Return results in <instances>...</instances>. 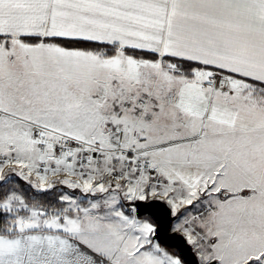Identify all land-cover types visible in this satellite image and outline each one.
<instances>
[{
	"label": "snow or ice",
	"instance_id": "snow-or-ice-1",
	"mask_svg": "<svg viewBox=\"0 0 264 264\" xmlns=\"http://www.w3.org/2000/svg\"><path fill=\"white\" fill-rule=\"evenodd\" d=\"M145 212L264 264V0H0V264H185Z\"/></svg>",
	"mask_w": 264,
	"mask_h": 264
},
{
	"label": "water",
	"instance_id": "water-1",
	"mask_svg": "<svg viewBox=\"0 0 264 264\" xmlns=\"http://www.w3.org/2000/svg\"><path fill=\"white\" fill-rule=\"evenodd\" d=\"M162 207L165 209L167 208L166 205H162ZM143 215H149L155 221L159 243L176 249L185 264H197V258L190 246L186 244L179 233H175L171 230L172 222L175 219L174 217L169 214L166 217L161 216L157 219V217L151 216L148 212L143 213Z\"/></svg>",
	"mask_w": 264,
	"mask_h": 264
},
{
	"label": "rangeland",
	"instance_id": "rangeland-1",
	"mask_svg": "<svg viewBox=\"0 0 264 264\" xmlns=\"http://www.w3.org/2000/svg\"><path fill=\"white\" fill-rule=\"evenodd\" d=\"M144 217L147 218V216H144ZM175 222H176V221L174 220L173 223H172V225H173ZM171 228H172V227H171ZM160 245H161V247L165 248L167 251H171V252H173V253H175V254H178V253L174 252V250H173L172 248H169V247H167V246H165V245H162L161 243H160Z\"/></svg>",
	"mask_w": 264,
	"mask_h": 264
},
{
	"label": "trees",
	"instance_id": "trees-1",
	"mask_svg": "<svg viewBox=\"0 0 264 264\" xmlns=\"http://www.w3.org/2000/svg\"><path fill=\"white\" fill-rule=\"evenodd\" d=\"M147 218H149V219H151L152 220V222H154V220L150 217V216H148L147 215ZM177 253H178V251L177 250H175Z\"/></svg>",
	"mask_w": 264,
	"mask_h": 264
},
{
	"label": "crops",
	"instance_id": "crops-1",
	"mask_svg": "<svg viewBox=\"0 0 264 264\" xmlns=\"http://www.w3.org/2000/svg\"><path fill=\"white\" fill-rule=\"evenodd\" d=\"M169 252H171V251H169ZM175 252V251H174ZM171 253H173V252H171ZM175 254V253H174ZM175 255H177V256H179L178 254H175ZM180 257V256H179Z\"/></svg>",
	"mask_w": 264,
	"mask_h": 264
}]
</instances>
